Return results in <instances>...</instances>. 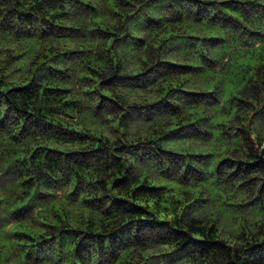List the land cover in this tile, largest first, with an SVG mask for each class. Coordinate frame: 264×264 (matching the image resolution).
Returning <instances> with one entry per match:
<instances>
[{
    "label": "trees",
    "instance_id": "obj_1",
    "mask_svg": "<svg viewBox=\"0 0 264 264\" xmlns=\"http://www.w3.org/2000/svg\"><path fill=\"white\" fill-rule=\"evenodd\" d=\"M0 264H264V0H0Z\"/></svg>",
    "mask_w": 264,
    "mask_h": 264
}]
</instances>
